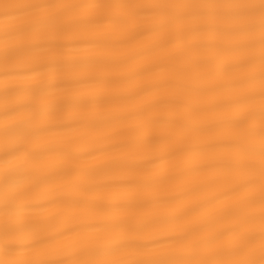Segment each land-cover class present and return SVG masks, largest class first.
Listing matches in <instances>:
<instances>
[{"label":"snow or ice","instance_id":"1","mask_svg":"<svg viewBox=\"0 0 264 264\" xmlns=\"http://www.w3.org/2000/svg\"><path fill=\"white\" fill-rule=\"evenodd\" d=\"M0 264H264V0H0Z\"/></svg>","mask_w":264,"mask_h":264}]
</instances>
